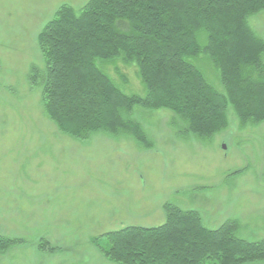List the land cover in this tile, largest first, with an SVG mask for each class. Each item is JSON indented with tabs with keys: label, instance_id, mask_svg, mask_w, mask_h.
Masks as SVG:
<instances>
[{
	"label": "rangeland",
	"instance_id": "1",
	"mask_svg": "<svg viewBox=\"0 0 264 264\" xmlns=\"http://www.w3.org/2000/svg\"><path fill=\"white\" fill-rule=\"evenodd\" d=\"M87 1L0 0V235L24 241L0 252V264H116L91 236L160 226L168 202L200 211L208 228L235 219L238 237L264 239V122L243 126L230 107L228 127L205 140L180 136L170 110L136 107L131 117L154 143L146 149L129 134L79 140L46 116L41 87L28 80L33 65L45 66L39 32L62 4ZM249 22L264 38V11ZM104 69L125 93L146 94L136 65Z\"/></svg>",
	"mask_w": 264,
	"mask_h": 264
},
{
	"label": "trees",
	"instance_id": "2",
	"mask_svg": "<svg viewBox=\"0 0 264 264\" xmlns=\"http://www.w3.org/2000/svg\"><path fill=\"white\" fill-rule=\"evenodd\" d=\"M261 11L264 0L62 4L38 35L45 66L33 65L28 80L41 87L46 116L79 140L99 131L129 134L150 149V135L131 117L136 107L170 110L180 136L211 139L228 127L230 107L243 126L264 122V38L249 22ZM204 59L222 90L208 80ZM117 60L136 65L145 95L125 93L105 71ZM163 208L160 226H127L91 236L90 243L116 264L264 263V239L238 237V220L211 229L198 210L169 202ZM23 242L0 235V252Z\"/></svg>",
	"mask_w": 264,
	"mask_h": 264
}]
</instances>
